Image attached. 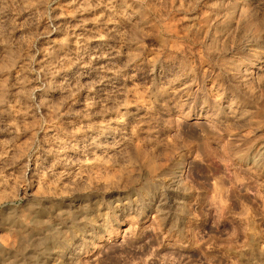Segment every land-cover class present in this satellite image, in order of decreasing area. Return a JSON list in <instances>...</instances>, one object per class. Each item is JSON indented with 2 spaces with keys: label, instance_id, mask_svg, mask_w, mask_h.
Segmentation results:
<instances>
[{
  "label": "clouds",
  "instance_id": "clouds-1",
  "mask_svg": "<svg viewBox=\"0 0 264 264\" xmlns=\"http://www.w3.org/2000/svg\"><path fill=\"white\" fill-rule=\"evenodd\" d=\"M0 264H264V0H0Z\"/></svg>",
  "mask_w": 264,
  "mask_h": 264
},
{
  "label": "rangeland",
  "instance_id": "rangeland-1",
  "mask_svg": "<svg viewBox=\"0 0 264 264\" xmlns=\"http://www.w3.org/2000/svg\"><path fill=\"white\" fill-rule=\"evenodd\" d=\"M172 71H174L173 63L170 61L165 62V68L162 72H159V74L164 78L167 79L171 76ZM207 77V71L206 68L201 71V81L204 84V89L207 93V95L213 99V93L216 91V88L218 85L216 84L215 80H208ZM177 85V84H176ZM182 87V86H181ZM193 95L188 96L183 93L177 92V88L173 91H168L161 100V103L163 104L164 101H167V107L171 110V114L169 116L168 113H164L165 117L174 119L177 123L179 122V116L181 112H187L188 109L192 108L193 105L196 107L197 114L200 112L201 107L203 105V101L205 98L204 92L196 91V89H193ZM163 112V108L161 109ZM206 112V110H205ZM194 119L200 118L198 115L193 116ZM191 162L198 163L194 160V154L193 157L189 158Z\"/></svg>",
  "mask_w": 264,
  "mask_h": 264
},
{
  "label": "bare ground",
  "instance_id": "bare-ground-1",
  "mask_svg": "<svg viewBox=\"0 0 264 264\" xmlns=\"http://www.w3.org/2000/svg\"><path fill=\"white\" fill-rule=\"evenodd\" d=\"M182 86V84H174L173 85V87L170 89V91H173V90H175L176 88H178V87H181Z\"/></svg>",
  "mask_w": 264,
  "mask_h": 264
}]
</instances>
